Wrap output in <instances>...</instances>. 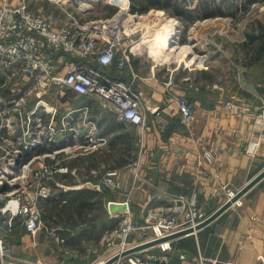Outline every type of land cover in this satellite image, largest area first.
Returning <instances> with one entry per match:
<instances>
[{"label": "crops", "instance_id": "obj_1", "mask_svg": "<svg viewBox=\"0 0 264 264\" xmlns=\"http://www.w3.org/2000/svg\"><path fill=\"white\" fill-rule=\"evenodd\" d=\"M4 2L15 5L21 1L0 0V5ZM78 2L90 6L85 18L79 20L83 24L87 19H99L92 15L99 16L106 8L113 12L107 0H27L31 11L49 17L57 28L70 29H73L72 16H80ZM174 4L185 12L199 11L203 5L198 1L173 0L170 7H150L147 12H164L165 21L157 16L146 19L145 29L140 31L143 41L130 46L131 60L124 71L114 64L104 68L116 80L133 81V90L140 95L147 116L144 134L134 126L119 122L97 97L69 94L55 98L52 91L47 93L45 99L56 101L54 105L57 103L59 107L57 119L67 110L87 109L90 119L95 120L97 134L106 139V144L91 155L64 161L70 172L56 175L63 186L39 203L42 229L32 237L21 220L14 218L13 228L5 236L9 257L0 260V264L96 263L107 252L113 233L123 219L125 203L131 216L142 223L150 207L175 196H196L205 219L226 201L223 191L217 197L211 196L215 186L237 191L264 169V137L253 132V119L234 114L225 107L228 100L248 101L246 96L258 95L259 86L250 75L256 68H264V52L259 60L251 62L252 54L244 47L248 43L247 35L229 39L228 48H222L219 43L225 34L221 29L233 23L212 15L200 16L188 24L174 11ZM175 21L184 30V41L190 27L195 26L198 48L195 57H205L203 64L181 63L176 69L174 61L158 63L160 57L155 56V45L146 43L157 34L168 35ZM156 25L157 31L146 29ZM236 35L239 36L237 33L233 36ZM139 36H134L133 41ZM204 42L207 48L200 49L199 45ZM50 56L64 71L66 62L81 60L66 54ZM169 81L173 84L168 87ZM5 82V76L0 73V89ZM175 94H185L196 104L195 119L189 127L179 124L173 103ZM156 109L168 119L163 131L154 121ZM253 134L261 136V140L251 153ZM207 151L213 154L212 163L204 158ZM205 170L209 172L207 177L202 176ZM107 173L115 175L122 184L121 189L98 187ZM8 220L9 216L0 215L3 225ZM130 236L134 241L127 243L128 247L145 241L141 233ZM171 242L172 249L160 253L168 257L167 264H257L259 255L264 256V178L211 223ZM155 248L159 247L146 251L158 255L153 252Z\"/></svg>", "mask_w": 264, "mask_h": 264}, {"label": "built area", "instance_id": "obj_2", "mask_svg": "<svg viewBox=\"0 0 264 264\" xmlns=\"http://www.w3.org/2000/svg\"><path fill=\"white\" fill-rule=\"evenodd\" d=\"M20 1L15 5L8 2L0 5V73L6 78L0 89V215L9 216L6 225L0 221L1 261L9 257L5 236L13 228L14 218L21 220L25 231L32 237L42 229L39 203L52 197L57 187L63 186L56 180V175L70 172L64 161L91 155L106 144V139L97 134L95 120L90 119L87 109L82 112L67 110L57 119L59 107L57 103L54 105L56 101L45 99L47 93L52 91L55 98L69 94L97 97L103 108L113 113L119 122L134 126L144 134L147 116L140 95L133 90V81L116 80L104 68L114 64L118 70L124 71L131 60L130 46L143 41L140 31L145 29V25H137L143 24L149 16L165 21L164 12L133 13L131 0H107L114 9L110 16L87 19L83 24L79 20L85 18L90 6L78 2L80 16H72L73 29L57 28L49 17L31 11L27 0ZM149 28L157 31L159 27L146 29ZM169 28V34L164 38L171 42L162 47L155 46L159 51L158 55L155 54L160 57L158 63L174 61L176 69L181 63H194V59H197L195 64H203L206 58L195 57L194 44L190 46L197 42L193 37L195 26L192 25L187 32L188 45L182 44L183 28L177 21ZM136 35L138 40L133 41ZM181 49L186 50L187 55L178 59L168 57L178 55ZM52 53H58L59 57L72 55L81 60L66 62L64 71L50 56ZM172 84V81L167 82L168 87ZM173 103L179 124L189 127L196 115L195 102L185 94H175ZM225 107L234 114L251 117L253 132L264 137V101L253 104L246 100H228ZM153 113L157 128L163 131L168 119L160 109ZM261 136L253 134L249 146L251 153ZM204 158L212 163L214 157L207 151ZM202 173L207 177L209 172L205 170ZM98 185L100 189L122 188L111 173L103 176ZM222 191L228 201L238 190L217 185L211 196L217 197ZM125 204L121 213L123 219L113 233V239L121 240L119 252L129 248L122 239L131 234H143L146 242L181 230L195 229L204 220L196 196H175L150 207L142 223L131 216L128 204ZM171 243L166 241L157 247L164 252L169 251ZM180 256L184 258V255ZM124 259L128 264L168 262L167 256L146 250ZM257 264H264L263 255H259Z\"/></svg>", "mask_w": 264, "mask_h": 264}, {"label": "rangeland", "instance_id": "obj_3", "mask_svg": "<svg viewBox=\"0 0 264 264\" xmlns=\"http://www.w3.org/2000/svg\"><path fill=\"white\" fill-rule=\"evenodd\" d=\"M183 1L193 2L194 0H183ZM203 1H206V0H198V2H203ZM209 1L210 3L208 5H210L211 8L221 9V14H218L216 16H220L222 17V19H226L228 23H233L230 26L225 25L221 29L222 34H225L224 36L223 35L221 36V40L219 43L222 46V48H228V45L230 42L229 39H239V37L245 38L246 35L252 33L253 28L255 29L256 27H258V24L264 23V0H209ZM111 13H113L111 9L106 8L101 11L99 16H97L94 13L92 17L102 18L104 16H110ZM229 27H230V30L227 31ZM235 33H237L239 36L237 35H236L237 37L233 36L235 35ZM183 35H184V30H183L182 37ZM193 37L196 38V36H193ZM182 41H183L182 42L183 45L189 44L188 40L185 39L184 41V38H182ZM193 44H194V51H196L198 49L196 47L197 42L191 43L190 46L193 47ZM207 46H208L207 43L204 42L203 45L201 44L199 45V48L201 47L200 49H206ZM250 78L251 80L256 81V84L259 86L258 88L259 91H258V95H255V96L251 95L249 97L246 96L245 98L250 99V100L254 99V101H257V102L256 103L252 102V103L257 104L259 102L264 101V68H256L253 71V74L251 73ZM127 237H126V241L124 239L126 244L129 242L132 243V240L134 241V238L131 239V236H129L128 238ZM119 241L120 240L111 239L109 242V245L106 248L107 252L105 253V255L102 257L101 260L93 264L103 262L109 259L110 257H112L113 255H115L116 253H119L120 251V245L118 246ZM153 252L159 253L158 255H161L160 253L162 252L165 253L166 251L164 252L161 248H155ZM116 264H128V260L122 259L120 262Z\"/></svg>", "mask_w": 264, "mask_h": 264}, {"label": "trees", "instance_id": "obj_4", "mask_svg": "<svg viewBox=\"0 0 264 264\" xmlns=\"http://www.w3.org/2000/svg\"><path fill=\"white\" fill-rule=\"evenodd\" d=\"M171 1L173 0H131V11L133 13H145L150 7H170ZM202 3V8H200L199 11L194 12H185L182 10L181 6H178L177 4H174L173 8L174 11L180 15H182V18L189 24L191 23L195 18L198 17H209L212 15H218L221 14V9H215L211 8L209 0L199 2ZM195 12H198L199 15H197ZM248 43L244 44V47L248 48L251 52V59L252 60H259L261 53L264 52V23L258 24V27L255 29L253 28L252 33L248 34ZM255 52V54H254ZM254 55V56H253Z\"/></svg>", "mask_w": 264, "mask_h": 264}, {"label": "water", "instance_id": "obj_5", "mask_svg": "<svg viewBox=\"0 0 264 264\" xmlns=\"http://www.w3.org/2000/svg\"><path fill=\"white\" fill-rule=\"evenodd\" d=\"M263 178H264V169L261 170L257 175H255L252 179H250L243 187H241L232 199L226 201L214 213H212L210 216L206 217L199 225H197V227L195 229H191V228L185 229V230H181V231H178L176 233L167 235V236L162 237V238L153 239L150 241L139 243L138 245H135L133 247H129V248L121 251L120 253H116L115 255L110 257L109 259L103 261L101 264L118 263L122 259H124L125 257H127L131 254L148 250V249L156 247L159 244L166 242V241H172V240L180 238V237L182 238V236L190 234L194 230H199V229L203 228L204 226H206L207 224H209L213 220H215L221 213H223L228 208H230L236 201H238L240 198H242L248 192V190L252 189Z\"/></svg>", "mask_w": 264, "mask_h": 264}, {"label": "bare ground", "instance_id": "obj_6", "mask_svg": "<svg viewBox=\"0 0 264 264\" xmlns=\"http://www.w3.org/2000/svg\"><path fill=\"white\" fill-rule=\"evenodd\" d=\"M143 25H146V21L144 22L143 21V24H142V22H140L137 26H143ZM173 29V28H172ZM154 39H152L150 42H148V43H146V44H148V45H150V46H157V47H162L163 45H165V44H168V43H170L171 41H170V39L169 40H167V39H165L164 38V36L163 35H159V34H157L155 37H153ZM151 43V44H150ZM155 51H157L156 49H155ZM158 53H159V51L158 52H156V55H158ZM187 51L186 50H183V49H181V52H179V54L178 55H175V54H172V55H169L168 57H171V59H178V58H182V57H184V55H187ZM191 58V57H190ZM194 63H196L197 62V59H194V60H192ZM120 253V252H119ZM97 264H101V263H97Z\"/></svg>", "mask_w": 264, "mask_h": 264}]
</instances>
